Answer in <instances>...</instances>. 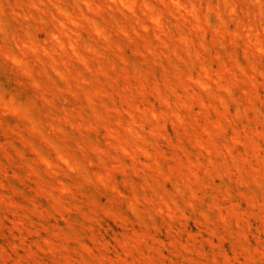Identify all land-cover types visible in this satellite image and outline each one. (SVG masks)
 <instances>
[{
    "label": "rangeland",
    "instance_id": "1",
    "mask_svg": "<svg viewBox=\"0 0 264 264\" xmlns=\"http://www.w3.org/2000/svg\"><path fill=\"white\" fill-rule=\"evenodd\" d=\"M18 1L19 0H10V2H8L7 6L9 7H7L6 11V20L17 28L20 33L23 31V26L32 20L26 15V13L29 14V11H31L27 4L28 0ZM19 3H24L25 6ZM13 11L15 13H13ZM20 14H22V18ZM228 15H230L229 11L226 16L228 17ZM23 17H28V19L26 18L25 20ZM165 18L169 25L175 21V18L168 13ZM189 19L188 22H194L191 18ZM228 19L226 25L230 30L227 32L225 31V35L222 33L224 37L217 34H221L223 30H218V32L215 31L220 27V25H218L219 23H215L214 27L216 26V29L212 30L214 27L207 28L208 33L206 40L201 42L199 40L200 36L195 34V29H192L194 27L193 25L191 26V22L186 24V26L189 27H185L190 29L191 37L196 42L195 46L199 45L198 48H200V50L196 48L201 52V57H203L202 59H195L194 57V62L192 64H189L188 61H180L182 62L180 63V58L177 56L176 58L175 55H170L172 56V61L167 60L169 62L168 64V62H166V55H168L167 52H165L167 51L166 48L157 42L158 40L152 33L138 32L139 30L136 32L134 31V33L132 28H130L134 37L129 41L119 31L116 23L114 25L113 22H105L102 20L101 25L106 33L113 36L115 42L123 45L121 47L124 48L123 53L125 57L122 59L112 51L114 47L110 48L105 46V43L102 42L103 40L100 41V45H98V37L90 28L86 27L89 29L86 30L84 23L82 30L85 36L90 40L93 36L96 41L92 39V44H96L101 48L100 56H98L99 54L94 55V53L87 52L90 57H94L92 60L93 67L102 69L101 71H103V65H105V67H107V69L105 68L107 72L106 70L104 72L99 70L100 73L98 74L95 73L99 72L96 68L86 70L82 65H79L78 69L86 73L90 78V81H88V83L86 82L88 85L85 84V86L75 83V79L73 80L71 77L69 83H66L64 79L57 73L55 74L51 69L48 70V73L54 77V82L47 80V78H50L46 77V73L42 71H39L38 75H36L37 84L29 78L23 80L25 88L35 94L38 103L37 107L43 119L57 121L56 123L62 128V133L56 131L55 133L57 135L53 134V136L59 146H62V150L65 152L64 154L68 153L66 157L68 160L66 161L60 158L58 155L59 153H57L52 145L45 144L47 143L46 141L41 142L40 139L37 138L32 142L30 138L34 139V137L31 136L30 134L32 133L29 131L27 132V130L25 135L27 138L30 137L28 140L18 138V133L12 134L13 131L16 132V126L20 128H18L19 130H22L24 125L22 121L18 120L19 118L15 116V111L12 108L8 105H6L7 107H5V105L3 106L10 112H0V121L2 123V125L0 124V264H264V75L261 74L263 78L259 75V73L264 72V51H260L257 48L251 50V52L255 53L254 56L258 54V58H256L260 59L259 61L256 60L257 63H253L252 61H255V59H253L254 56L250 54V51L247 54H243L244 50L241 49H244V47L242 46L241 48L240 46L238 48L235 45L237 40L238 42H242L243 40L242 37L237 35L241 33V30H237V28H240L237 22L238 14L235 16V19ZM203 20L204 19L201 18L200 21L205 24ZM148 22L150 25L152 24L150 20ZM32 26L33 31H36H34V33H36L40 43L52 44L51 41H48L50 38L47 37V30L45 28L40 26V24H32ZM116 28L118 30H116ZM152 30L151 28L150 31ZM85 31H88V33ZM89 31L92 33L89 34ZM137 32L139 36L136 34ZM210 34L212 38L213 36H215V38L218 36L217 40L219 41H216L214 38L211 41ZM141 35L143 36L141 37ZM227 39L228 41L233 39L232 41L235 42H232V45H230L231 43H229ZM44 40L47 43L44 42ZM148 41H151V45ZM146 42L151 47L154 44L155 47L159 44L161 48L156 47L155 50V48H153L154 46L152 47L153 49L149 46V49H151V51L153 50V52H151L146 48V46H148ZM197 42L200 43L197 44ZM143 43H145V47H143ZM211 43L215 45H210ZM218 45L219 47H217ZM102 46L108 48H103ZM201 47H203V49H201ZM230 49L235 52L232 53ZM161 50L166 55L162 54ZM136 51L137 53L141 51L143 55H137ZM155 51H158L159 54L155 53L154 55ZM203 51H205L206 55H204ZM149 52L152 54H149ZM213 52L214 55H216L215 57ZM111 53L113 54L110 55ZM157 54L158 57H155ZM182 55L187 59V54L185 55L183 52ZM204 56L206 57L204 58ZM219 56L222 57L219 59ZM241 56H244L246 60ZM119 57L123 60L122 62H120ZM229 57H232V61ZM107 59L109 62H107ZM146 60L150 62L147 63ZM111 61H113V65ZM200 61L206 62L208 65L211 72L210 78L212 77V79H214L216 76L218 77L217 80L214 79V81H210V78L205 77L206 75L200 71ZM246 61L248 66H246ZM124 62L127 64H124ZM229 62H233L234 64L230 63V65ZM251 62L253 63L254 69L249 66ZM108 63L112 65L111 69ZM220 63L222 66L225 64V68L223 67L224 69H221ZM160 65L162 67L164 66L163 69ZM228 65L234 68L229 67L231 70H228ZM150 67H152V70ZM239 67L240 69L237 70H241V72L234 70ZM143 68L145 70H143ZM172 68L174 75H177L176 78H174L176 75L171 76L173 75ZM213 68H215V71ZM123 69L125 72H123ZM167 69H169L168 72ZM217 69H219V71H217ZM258 69H262L263 71H258V73ZM244 70L246 74L247 72L249 74L256 73L251 74V77L245 75L246 81L243 76L245 73H242ZM90 71H92V74ZM145 71L146 73H143ZM222 71H224V73ZM120 72H123L121 73L123 76L118 74ZM185 72L190 78L187 77ZM225 72H229V76L226 75L227 73ZM136 73L140 78L135 76ZM192 73L194 78L191 77ZM39 74H41V76ZM104 74H107V76L105 77ZM125 74L128 78L124 76ZM201 74H203L206 79ZM231 74H234V76L238 78L235 79L236 77L234 78ZM256 74L258 76H255ZM230 75L233 81L236 80L234 83L232 82L234 84L233 86L230 84L231 87L227 84L232 81ZM199 76H202L203 79ZM125 77L128 81L124 82ZM141 77L145 80L148 88L149 86L151 88L153 87L151 89L153 92H151L150 88V91L148 90ZM115 78L117 79L114 82ZM163 78L164 81L166 79L167 82L162 81L161 79ZM178 78H180L179 80L182 82H180ZM239 78L244 82L242 83ZM248 78H252L251 83H249L250 79L248 82ZM259 79L260 81L263 80L261 84L256 82L257 80L259 81ZM97 80L99 81L97 82ZM152 80H157V83ZM194 80L196 82H193ZM140 81H143L142 83L144 84ZM175 81H178L179 84ZM202 81L205 82L204 86L208 83L210 84L209 86L213 88L207 89L208 86L204 87L203 84L200 83ZM215 81L216 84H223V87L227 84L226 87L228 90H225L226 87L225 89H219L220 85H216ZM100 82L103 84H100ZM163 82L169 83L172 86L174 85V87L172 88L169 84H165L166 90H164ZM106 83H108V85ZM140 83L143 85L142 87L145 86L143 90H141L142 87H139ZM155 83L158 85L157 87L159 89L155 88ZM181 83L182 85H180ZM7 84L10 85L13 90L18 86V83L14 80L10 83L7 82ZM153 84L155 87L151 86ZM255 84L257 86L256 89H254ZM55 85L58 88H56ZM122 85L125 87H122ZM130 85H136V88ZM198 85H201L200 88ZM36 86L40 87L39 90L38 88L37 90L34 89ZM67 86L70 87L67 89ZM59 88L63 90L56 91V89ZM94 88L96 91L99 90V92L101 91L102 93L106 91L105 95L100 92V96L98 91L95 93L96 91ZM126 88L127 91H124ZM154 88L158 89V91H154ZM183 88L185 89L183 90ZM20 89L19 87V90ZM136 89L138 90L136 91ZM139 89L141 92H139ZM67 90L68 92H66ZM72 90L76 91H73L75 95L71 94ZM85 90H88L87 92L89 94H87L90 96L87 94V97L85 96ZM90 90L94 95H92ZM187 90L188 94H186ZM228 91L229 97L227 95ZM255 91L258 93L253 95ZM156 92H161V97L167 98L166 101L163 102L159 93ZM189 92L193 95H190ZM141 93H145V96ZM139 94L143 97L139 96ZM184 94H186L187 97H185L186 95ZM211 94L215 96L213 97ZM71 95H74L76 98ZM95 95L97 97H95ZM136 95L139 97H136ZM196 95L199 96L197 97ZM119 96L122 99H119ZM153 96H155V99ZM210 96L212 97L210 98ZM126 97L128 99H126ZM179 97L182 102H180L181 100ZM143 98L144 101L145 99L146 101L149 99L148 102L143 101L142 104L141 101ZM173 98L176 99V101ZM213 98L215 100L214 102ZM229 98L231 99L229 100ZM86 100H88L89 104L88 102L86 103ZM122 100H124V102H122ZM169 100H172V102H167ZM90 101L95 103L92 104ZM190 101L193 103L190 104ZM176 102L179 108H177ZM220 102L222 103L220 104ZM128 103L132 106H129ZM145 103H147V105ZM158 103L163 105L160 106ZM181 103L182 105H180ZM199 103L200 105H198ZM215 103L216 106L214 105ZM102 104H104V108ZM125 104L128 106H125ZM204 104L208 110L205 108ZM222 104H224L223 107L220 106ZM88 105H92L90 106L92 107L91 110L93 109L92 111ZM144 105L147 107L149 106V108L146 107L145 110ZM188 105L191 106L189 107ZM181 106H185V109L183 108L184 110H182L183 113L180 110ZM202 106H204V108H202ZM3 107L0 106V111H3V109H1ZM126 107L138 108L135 110L134 108L129 109ZM151 109L153 113H156L157 109H159L157 115H155L157 116L156 118L153 116L154 114H151ZM168 109L173 113L171 111L170 113ZM78 110H80V112H78ZM202 110L203 112L200 113ZM206 111H208L209 115ZM223 111H225V115ZM141 112L144 114L146 112L144 115L145 119L147 117L146 120H144V116L141 115ZM7 113L8 115H6ZM160 113L163 114V117H159V115H161ZM166 113H169L172 117L168 115V118ZM96 114H98V117H96ZM172 114H174L175 118L180 116L177 121ZM16 115L18 114L16 113ZM150 115H152V117H150ZM139 116L141 119L143 117V119L141 120ZM181 116L185 124L180 120ZM183 116H185V120ZM64 118L65 120H63V122L67 124L61 121ZM203 118H205L204 121ZM206 118L210 119V121ZM212 118L216 122L214 125L213 123L215 122ZM131 119H133L135 123L133 122L132 124ZM161 119L165 120L163 121L164 123L161 122ZM217 120L220 122L218 123ZM4 121L7 124L3 123ZM67 121L72 122V124L77 123L78 126L77 124L73 126ZM127 121L128 124L125 125ZM169 121L173 123L171 124ZM211 121L212 124H210ZM78 122L83 125L81 126ZM136 122H139V124ZM177 122L180 127L183 123L181 128L177 127ZM140 123H142V125H140ZM217 123L221 126H217ZM130 124H132L131 127ZM156 124L157 127L159 124H164L165 127L159 126L158 128H161L158 129L156 128ZM6 125L9 126L6 127ZM124 125L126 129H130L128 130L129 132L132 130L135 133L132 134V131L130 132L132 136L134 135L133 137L131 134L129 135V132H125L127 130L124 128ZM133 125L134 128L132 127ZM142 126L143 128H141ZM9 127L12 132L9 131ZM111 128L117 132L114 131L112 133ZM19 130H17V132ZM156 130H160V132H157V134L159 133L160 135L159 137L157 135L154 136ZM150 131L154 134H151ZM184 131L187 133H184ZM195 132L198 133L196 134ZM116 133H118V137L115 135L117 139L114 136ZM150 134L151 136H149ZM63 135L65 138H63ZM122 139H125L126 150H128L130 154H128V151L124 150L125 143H123L124 141ZM145 139L148 140V142H146ZM119 140H121L120 143ZM75 141L78 145L75 144ZM141 141H145V144ZM200 141L202 142L201 145H204L201 148L200 146L198 147ZM203 141L207 143L209 148H206V143ZM29 142H31V144ZM23 143L29 146H24ZM132 143L133 146H130ZM140 143L142 145H140ZM147 143H151V145H146ZM95 144L99 151H95ZM117 144L120 145V147L117 146ZM32 145H34V147ZM66 146H68V149ZM91 146L94 147V150ZM136 146H143L142 148H145L146 151L144 152L145 149L140 150V147ZM28 147L33 148L32 150L30 148L31 152ZM210 147L212 149H210ZM208 149L209 151L206 152ZM33 151H38L41 155L48 156L47 158L49 160L38 154V152L34 153ZM124 151H126L127 154ZM56 153L57 156L55 155ZM69 153L72 154V157ZM19 154L23 155V157ZM54 155L58 159L60 158L61 162L56 159ZM40 156L42 159H39L41 158ZM32 158L37 159L34 160ZM50 159H52V162ZM61 159L67 162L66 164L69 162L70 165H73L72 168L74 170H71L73 172L69 170L71 166H68V168ZM43 160L50 162V164L47 165H55L57 163V166L54 167L59 166L62 173L58 168L54 170L52 166L46 167V162L44 164ZM72 161L74 162L73 164H71ZM74 164H76V166ZM81 167H84V169ZM106 167L117 168V170L121 169L122 172L118 170L119 173L114 169L110 171L112 169ZM47 168H49V170L52 169L51 171L54 170L53 173L51 171L50 173L47 172ZM76 168L79 172H77ZM107 169L109 171H107ZM103 170L108 173L105 171L103 172ZM123 170L126 171L125 174H122L124 172ZM82 173H84V175ZM95 173L97 174L95 175ZM98 173L102 174L98 175ZM76 174L80 175L77 176ZM94 176H96V179L97 177H101V180L98 179L95 181L96 179ZM105 176H107L109 180L107 177L105 178ZM100 181H102L103 184L102 182L100 184ZM104 182L106 186L108 184V186L113 187L114 190L110 188L112 189L111 191L109 187L107 188L104 186ZM110 184L115 185L111 186ZM114 186L118 189L116 188V190ZM119 192L122 194L117 195ZM164 201H166V203H164ZM193 206H195V208ZM169 208L176 209L169 210ZM166 211H168V213Z\"/></svg>",
    "mask_w": 264,
    "mask_h": 264
},
{
    "label": "bare ground",
    "instance_id": "2",
    "mask_svg": "<svg viewBox=\"0 0 264 264\" xmlns=\"http://www.w3.org/2000/svg\"><path fill=\"white\" fill-rule=\"evenodd\" d=\"M14 1V0H13ZM19 1H22V0H19ZM18 1V2H19ZM8 2H10V0H0V106L1 107H3L4 105H5V107H7L6 105H8L10 108H12L15 112H14V114H15V116H17L19 119L18 120H21L22 121V124L24 125V127L22 128V130H19L20 128L18 127V126H16L15 127V131L16 132H12V130L10 131V127H9V131L10 132H12V134L13 133H18L17 135L19 136L18 138H22V139H24V140H28L30 137H28L27 138V136L25 135V132H26V130H27V132L29 131V132H31L32 134H34V135H32V134H30L31 136H33L34 137V139H32V138H30V140L32 141V142H34L35 141V139H37V138H39L40 139V141L41 142H43V141H46L47 143H45L46 145H49L50 144V146L52 145L55 149H56V151H57V153H59L58 155H59V157L60 158H63V159H65L66 161L68 160L66 157L68 156L67 154L68 153H66V154H64L65 152L62 150V146L60 145L59 146V144H58V142L56 141V139L54 138V136H53V134L55 135L56 133V131H58V132H61L62 133V128L60 127V125L59 124H57L55 121H53V120H44L43 119V117H42V114L40 113V110L38 109V107H37V99H36V96H35V94L33 93V92H31L30 90H28V89H26L25 88V86H24V84H23V80H25L26 78H29V79H31L32 81H34V83H36V82H38L37 81V77H36V75H38V72L39 71H42V72H44V73H46V77H49L50 79H48L47 78V80H50V81H55V79H54V77H52L51 75H49V73H48V70L49 69H51V70H53V72H55V74L57 73L62 79H64L65 81H66V83H69V81L71 80L70 79V77L71 78H73V80L75 81V83H78V84H80V85H84L85 86V84H86V82L88 83V81H90V78L87 76V74L86 73H84V72H81L79 69H78V67H79V65H82V67H84L86 70H91V69H93V68H96V67H93V63H92V60H93V56L92 57H90L88 54H87V52L89 51L90 53H94V55H96V54H99L98 56H100V54H101V52H100V50H101V48H99L96 44H92V39H94L93 38V36H92V38H91V40L90 39H88V37H86L85 36V34H84V32H83V28H82V26H83V24L85 23V29L87 30L88 28H90L91 29V31L98 37V45H100L99 44V42L100 41H102V42H104L105 43V46H108V47H114L113 49H112V51L114 52V53H116V55L118 56H120L122 59L125 57V54L123 53L124 51H123V49L124 48H122L121 46H123L121 43L119 44V43H117V42H115V40H114V38H113V36H111V35H109V34H107L106 33V31L103 29V27H102V25H101V22H102V20H104L105 22L106 21H109V22H113L114 23V25H115V23L117 24L116 26L119 28V31L126 37V39L127 40H129V41H131V39H132V37H134V34L133 33H131V31L133 30V32L135 31H138V32H147V33H152L153 35H154V37L158 40L157 42L160 44V45H162L163 47H165L166 48V50L167 51H165V52H167V54L169 55H166V54H164V52L162 51V50H164V49H162L161 50V53L162 54H164V55H166L167 57H166V62H168L167 60H169V61H172L171 60V58H172V56H170V55H175V57L177 56L178 58H180L179 59V62L180 61H185V62H189V64H192L194 61V57H195V59H197V58H203V57H201L202 55H201V52L200 51H198L197 50V48H198V46L199 45H197V46H195L196 45V42H195V40H193L192 39V37H191V32H190V29L188 28H186V27H189V26H186V24H189L190 22H191V26L193 25V27L194 28H192V29H195L194 31H195V34L196 35H199L200 37H199V40H200V42L201 41H203V40H206V36H207V33H208V29L207 28H210V27H214V24L215 23H219L218 25H220V27H219V29H216L215 27L212 29V30H214V29H216L215 31L216 32H218V30H223V32L221 31V34L220 33H217L218 35H222V33H224L223 35H225V33L227 32V31H229L230 29H228V26L226 25V23H227V20H229L228 18H230V19H235V16H237V14H238V26L241 28H237V30L239 29V30H241L240 32L241 33H238L237 35H239L240 37H242V42H238V40H237V42H235V41H232L233 39H231V41H228V39L230 38H228L227 39V41L229 42V43H231L230 45H232V42L234 43L235 42V45H236V47H240L241 46V48H242V46L244 47V49H241V50H244L243 52V54H247L249 51H250V54L251 55H255V53H253V52H251V50H253L254 48H257V49H259L260 51L261 50H263L264 51V0H28V2H27V4H28V6H29V9L31 10V11H29V14L28 13H26V15L28 16V17H30L31 18V20L33 21H30L28 24H25L24 26H23V31L22 32H20L19 33V31H18V29L17 28H15L10 22H8L7 20H6V11H7V7H9V6H7V4H8ZM18 2H17V4H18ZM15 4H16V2H15ZM19 4H21V3H19ZM24 4V3H23ZM23 4H21V5H23ZM14 5V4H13ZM23 6H25V4L23 5ZM15 7H16V5H15ZM15 7H13V8H15ZM19 8V7H18ZM28 9V10H29ZM13 10V9H12ZM15 10V9H14ZM240 10V11H239ZM228 11L230 12V15H228V17L226 16V14L228 13ZM8 13H10V12H8ZM13 13H15L14 11H13ZM18 13V12H17ZM21 13H22V11H21ZM24 13V12H23ZM169 14L170 16H172L173 18H175V21H173L172 23H171V25H169V23L166 21V18H165V16H166V14ZM19 14V13H18ZM25 14V13H24ZM18 16V15H17ZM20 17L22 18V14H20ZM28 17H26L27 19H28ZM13 18V17H12ZM25 20H26V18L25 17H23ZM189 18H191L192 20H194V22H192V21H190V22H188V20H190ZM201 18H203L204 20V22H205V24H203L200 20H201ZM23 20V19H22ZM151 21V25L149 24V22L148 21ZM24 21V20H23ZM196 21V22H195ZM236 22V23H237ZM122 23V24H121ZM196 23V24H195ZM32 24H34V25H37V24H40V26H42L43 28H45L46 30H47V37H49L50 39L48 40V41H51V43L52 44H42V43H40V41H39V39L37 38V36H36V33H34V31H33V26H32ZM186 26V27H185ZM191 26H190V28H191ZM236 26H237V24H236ZM235 26V27H236ZM22 27V26H21ZM41 27V28H42ZM86 27H88V28H86ZM130 28H132V30H130ZM153 29L152 31H150V29ZM44 29V30H45ZM84 29V30H85ZM110 29H112V28H110ZM89 30V29H88ZM116 30H118L117 28H116ZM115 30V31H116ZM189 30V31H188ZM91 31H89V34H91L92 32ZM114 31V32H115ZM211 31V30H210ZM226 31V32H225ZM36 32V31H35ZM46 32V31H45ZM86 32V31H85ZM134 32V33H135ZM136 33L137 35L139 34V33ZM220 32V31H219ZM86 33H88V31L86 32ZM116 33V32H115ZM215 33V32H214ZM232 33V32H231ZM118 34H120V33H118ZM228 34V33H227ZM233 34V33H232ZM116 35V34H115ZM222 35V36H223ZM139 36V35H138ZM143 35H141V37H142ZM213 36V35H212ZM238 36V37H239ZM146 37V36H145ZM217 37L218 36H216V38H215V36H213V38L214 39H216V41H219V40H217ZM220 37V36H219ZM224 37V36H223ZM147 38V37H146ZM198 38V37H197ZM212 37H211V34H210V39H211V41H212V39H213ZM48 39V38H47ZM95 40V39H94ZM142 40V39H141ZM149 40V39H148ZM198 40V39H197ZM96 41V40H95ZM210 41V42H211ZM215 41V40H214ZM225 41V40H224ZM227 41H225V42H227ZM44 42H46L45 40H44ZM138 42V41H137ZM149 42V41H148ZM200 42H197V44H199ZM47 43V42H46ZM128 43V42H127ZM150 43V45H151V41L149 42ZM229 43H227V44H229ZM241 43H243V44H241ZM134 44V43H133ZM140 44V43H139ZM144 44V46L143 47H145V43H143ZM159 44L156 46L157 48H159L160 46H159ZM207 44V43H206ZM213 43H211L210 45H212ZM146 45H148L147 44V42H146ZM150 45H148V46H146V48L149 50V51H151V49H149L151 46ZM153 45V44H152ZM155 45V44H154ZM153 45V46H154ZM213 45H215V44H213ZM230 45H229V48H230ZM234 45V44H233ZM104 46V47H105ZM150 46V47H149ZM152 46V47H153ZM103 47V46H102ZM103 47V48H104ZM108 47H105V48H108ZM151 47V48H152ZM156 47L154 46L153 48H155V50H156ZM197 47V48H196ZM216 47V46H215ZM217 47H219V45L217 46ZM146 48H144V49H146ZM152 48V49H153ZM161 48V47H160ZM207 48V47H206ZM137 49V48H136ZM199 50H200V48H198ZM201 49H203V47H201ZM105 50V49H104ZM107 50H109V49H107ZM159 50V49H158ZM231 51H232V53L233 52H235V51H233L232 49H230ZM130 51H131V49H130ZM218 51V50H217ZM263 51H262V53H263ZM132 52V51H131ZM140 53H137V51H136V54L138 55V54H142L141 53V51H139ZM146 52H147V50H146ZM151 52H153V50L151 51ZM151 52H149V54H152ZM183 52H184V54L187 56V59L186 58H184V55H182L183 54ZM204 52V55H206L205 54V51H203ZM148 53V52H147ZM147 53H146V56H147ZM155 53H158V51L156 52H154V55H155ZM253 53V54H252ZM113 53H111L110 55H112ZM159 54V53H158ZM158 54H157V56H155V57H158ZM216 54V53H215ZM220 54V53H219ZM242 54V55H243ZM249 54V55H250ZM143 55V54H142ZM141 55V56H142ZM161 55V54H160ZM159 55V56H160ZM164 55H161V56H163V57H165ZM209 55H210V53H209ZM213 55H214V52H213ZM234 55V54H233ZM232 55V56H233ZM236 55V54H235ZM258 55V54H257ZM252 56L253 57V59H255V61H252L253 63L255 62V63H257L256 62V60H260V59H257L258 58V56ZM263 55V54H262ZM153 56V55H152ZM161 56H160V58H161ZM211 56V55H210ZM216 55H214V57H215ZM230 56V55H229ZM238 56H239V54H238ZM102 57H103V55H102ZM119 57V59H120V62H122L123 60H121V58ZM154 57V56H153ZM176 57V58H177ZM206 56H204V58H205ZM222 56H219V59L221 58ZM234 57V56H233ZM242 58H244V56H241ZM251 57V56H250ZM257 57V58H256ZM145 58V57H144ZM212 58V57H211ZM225 58V57H224ZM229 58H231V61H232V57H229ZM113 59V58H112ZM159 59V58H158ZM165 59V58H164ZM190 59V60H189ZM228 59V58H227ZM245 59V58H244ZM94 60H97V59H94ZM157 60V59H156ZM178 60V59H177ZM235 60V59H234ZM246 60V59H245ZM252 60V59H251ZM102 61V60H101ZM205 61V60H204ZM237 61V60H236ZM107 62H109L108 61V59H107ZM146 62L147 63H149L147 60H146ZM146 62L144 61V63L146 64ZM182 62H180V63H182ZM197 62H199V61H197ZM251 62V65H249L251 68H253L254 69V66L252 65L253 63ZM100 63V62H99ZM111 63H112V65L114 64L113 63V61H111ZM126 62H124V64H125ZM142 63H143V61H142ZM155 63V62H154ZM153 63V64H154ZM224 63V62H223ZM230 63H233V62H229V64ZM245 63H247V61L245 62ZM37 64V65H36ZM102 64V63H101ZM108 64H110V63H108ZM127 64V63H126ZM168 64H169V62H168ZM200 65H199V67L201 68V70L200 71H202L203 73H204V75H206L205 77L207 78H210V76H211V72H210V69H209V67H208V65L206 64V62H203V61H200V63H199ZM234 64V63H233ZM111 64H110V69H111V66H112ZM116 65V64H115ZM122 65V64H121ZM155 65H156V63H155ZM158 65H159V63H158ZM183 65H185V64H183ZM219 65V64H218ZM231 65V64H230ZM236 65V64H235ZM234 65V66H235ZM261 65V64H260ZM161 66V65H160ZM182 66V65H181ZM220 66H221V69H224L225 67V64L222 66L221 65V63H220ZM246 66H248V63L246 64ZM245 66V67H246ZM116 67V66H115ZM118 67V66H117ZM137 67V66H136ZM149 67V66H148ZM162 67V66H161ZM164 67V66H163ZM163 67H162V69H163ZM224 67V68H223ZM228 68L229 67H231V68H234V67H232V66H227ZM226 67V68H227ZM235 67H237V66H235ZM107 69V67H105V65H103V71H101L102 69H98V68H96V69H98V71L100 70L101 72H104L106 69ZM113 68V67H112ZM126 68V67H125ZM124 68V69H125ZM131 68V67H130ZM151 68V70H152V67H150ZM186 68V67H185ZM227 68V69H228ZM231 68H229L228 70H231ZM85 69H82V70H85ZM114 69V68H113ZM124 69H123V72H125L124 71ZM155 69V68H154ZM165 69V68H164ZM189 69H191V68H189ZM188 69V70H189ZM194 69V68H193ZM199 69V68H198ZM214 69V71H215V68H213ZM237 69H240V67L239 68H236V69H234V70H237ZM242 69V68H241ZM246 69V68H245ZM121 70H122V68H121ZM120 70V71H121ZM143 70H145L144 68H143ZM166 70V69H165ZM168 70L169 69H167V72H168ZM187 70V69H186ZM233 70V69H232ZM243 70V69H242ZM247 70H248V67H247ZM252 70V69H251ZM262 70V69H261ZM260 69H258L257 70V72L258 71H261ZM264 70V69H263ZM262 70V71H263ZM97 71V70H96ZM100 71L99 72H95V73H100ZM115 71V70H114ZM133 71V70H132ZM171 71V70H170ZM169 71V72H170ZM172 71H173V68H172ZM175 71H176V69H175ZM199 71V72H200ZM217 71H219V69H217ZM240 72H241V70H239ZM238 70H237V72H239ZM254 71V70H253ZM252 71V72H253ZM261 71V72H262ZM91 72V74H92V71H90ZM106 72H107V70H106ZM116 72V71H115ZM123 72H120V73H118L120 76H123V75H121V73H123ZM147 72H149V71H147ZM187 72V71H186ZM185 72V73H186ZM201 72V73H202ZM220 72H221V70H220ZM223 73H224V71H222ZM229 72H231V71H229ZM228 72V73H229ZM236 72V73H237ZM247 72V71H246ZM43 73V74H44ZM133 73H135V72H133ZM143 73H146V71L145 72H143ZM185 73H184V76H185ZM196 73H197V71H196ZM214 73V72H213ZM225 73H227V72H225ZM226 74V75H228L229 76V74ZM233 73H234V71H233ZM242 73L244 74L245 73V70H244V72L242 71ZM242 73H241V75H242ZM256 72H254V73H251V74H255ZM259 73V72H258ZM264 73V72H263ZM263 73H259V75H260V77H262L261 76V74L262 75H264ZM43 74H42V76H43ZM90 74V73H89ZM94 74V73H93ZM149 74V73H148ZM240 74V73H239ZM251 74H249L248 72H247V74L245 73L243 76H244V78H245V75H248L247 77H251L252 75ZM40 76H41V74H39ZM45 75V74H44ZM48 75V76H47ZM103 75V74H102ZM105 75V74H104ZM134 75V74H133ZM133 75H130V76H133ZM138 75H139V72H138ZM137 75V73L135 74V76H138ZM151 75V74H150ZM159 75V74H158ZM176 75V74H175ZM174 75V71H173V75H171V76H175ZM186 75H187V77L188 78H190L189 76H188V74L186 73ZM190 75V74H189ZM203 77H204V75L203 74H201ZM226 75H224V76H226ZM231 75H233L234 76V74H231ZM231 75H230V78H231V80L233 79L232 77H231ZM240 75V76H241ZM107 76V74L105 75V77ZM124 76H126V74L124 75ZM166 76V75H165ZM168 76V75H167ZM202 76L200 77L201 79H203L202 78ZM213 76H215V75H213ZM223 76V75H222ZM255 76H258L257 74L255 75ZM110 77H112V76H110ZM127 77V76H126ZM126 77H125V79H124V82L125 81H128L127 79H126ZM134 77V76H133ZM139 77V76H138ZM177 77V75L174 77V78H176ZM186 77V76H185ZM191 77H193V73L191 74ZM204 77V78H205ZM236 76H234V78H235ZM59 78V77H58ZM60 78V79H61ZM114 78V77H113ZM112 78V79H113ZM128 78V77H127ZM140 78V77H139ZM160 78H162V77H160ZM159 78V79H160ZM194 78V77H193ZM192 78V79H193ZM205 78V79H206ZM214 78V77H213ZM217 78L218 77H216L215 76V80H217ZM238 77H236L235 79H237ZM243 78V79H244ZM263 78V77H262ZM62 79H61V81H62ZM96 79H98V78H96ZM107 79V78H106ZM111 79V78H110ZM117 78H115L114 79V82H115V80H116ZM141 79H142V77H141ZM180 78H178V80H179ZM182 79H184V78H182ZM192 79H190V80H192ZM196 79V78H195ZM214 79H212V77L210 78V81L212 80V81H214ZM226 79V78H225ZM224 79V80H225ZM249 79H250V82H249ZM252 78H248V82L249 83H251V80ZM16 81V83H18L17 85L18 86H16V88H15V90H13V89H11L12 87L10 86V85H8L7 84V82L8 83H10L11 81ZM137 80V79H136ZM140 80V79H139ZM138 80V81H139ZM143 80V79H142ZM158 80V79H157ZM157 80H155V81H153V82H156ZM162 81H164V78L163 79H161ZM168 80H170V79H168ZM173 80H175V79H173ZM186 80V79H185ZM184 80V81H185ZM189 80V79H188ZM228 80H229V78H228ZM230 80V81H231ZM239 80H240V78H239ZM245 80H246V78H245ZM263 80H264V78H263ZM263 80H261V81H263ZM99 80H97V82H98ZM135 81V80H134ZM144 81V83H145V80H143ZM143 81H140L141 83L143 82ZM147 81H149V80H147ZM151 81V82H152ZM180 81V80H179ZM183 81V82H184ZM204 81H206V80H204ZM234 81H236V80H234ZM234 81L232 80L231 81V83H227V84H229V86L231 87V85L230 84H232V86L234 85L233 83H234ZM238 81V80H237ZM240 81H242V79L240 80ZM247 81V80H246ZM260 81V79H259V81L257 80L256 82H258V83H262ZM29 82V81H28ZM84 82V83H83ZM106 82V81H105ZM113 82V81H112ZM117 82V81H116ZM130 82V81H129ZM132 82V81H131ZM164 82H167V80L165 79V81ZM163 82V84H164V90H166V87H165V84H169V83H164ZM173 82V81H172ZM172 82H170L171 84H174V83H172ZM175 82H178V81H175ZM180 82H182V81H180ZM187 82V81H186ZM190 82H192V81H190ZM193 82H196L195 80L193 81ZM207 82V81H206ZM217 82H219V81H217ZM233 82V83H232ZM244 81H242V83H243ZM29 83H32V82H29ZM63 83H64V81H63ZM91 83H92V81H91ZM137 83V82H136ZM140 83V85H139V87L141 88L143 85L142 84H144V83H142L141 84ZM149 83V82H148ZM157 83V82H156ZM155 83V86H154V84L153 85H151V86H154L155 88H158L157 86V84ZM160 83V82H159ZM201 84H203V86H204V83L205 82H200ZM236 83V82H235ZM247 83V82H246ZM249 83H247V84H249ZM37 84V83H36ZM100 84H103V83H101L100 82ZM107 85H108V83H106ZM117 84V83H116ZM139 84V83H138ZM160 84H162V83H160ZM159 84V85H160ZM178 84H179V82H178ZM177 84V85H178ZM185 84V83H184ZM187 84V83H186ZM193 84V83H192ZM195 84V83H194ZM215 84H216V81H215ZM227 84H225V87H226V85ZM30 85H32V84H30ZM65 85V84H64ZM86 85H88V84H86ZM126 85V84H125ZM145 85H146V83H145ZM170 85V84H169ZM177 85H175V86H177ZM180 85H182V83L180 84ZM197 85V84H196ZM210 84H208L207 83V85H205V86H208V88L207 89H211V87L209 86ZM216 85H220V83H218V84H216ZM215 85V86H216ZM223 85V84H222ZM222 85H220L221 86V88H220V86H219V89H225V87H223ZM259 85V84H258ZM110 86V85H109ZM129 86V85H128ZM130 86H132V87H135L136 88V85H130ZM147 86V85H146ZM162 86V85H161ZM172 88L174 87V85L172 86V85H170ZM179 86V85H178ZM184 86V85H183ZM189 86V85H188ZM201 86V85H200ZM200 86L198 85V87L200 88ZM204 86V87H205ZM247 86V85H246ZM19 87L21 88L20 90H22V91H20L19 90ZM34 87H35V85H34ZM53 87V86H52ZM55 87L56 88H58L56 85H55ZM70 87V86H69ZM68 86H67V89L69 88ZM77 87V86H76ZM115 87H117V86H115ZM121 87V86H120ZM122 87H125V86H123L122 85ZM138 87V88H139ZM163 87H161V88H163ZM190 87V86H189ZM197 87V88H198ZM210 87V88H209ZM229 87V88H230ZM251 87H252V84H251ZM251 87H249L250 89H252ZM256 84L254 85V89H256ZM37 88H38V90H39V88L40 87H37L36 86V88H34V89H36L37 90ZM98 88V87H97ZM100 88H102V87H100ZM104 88V87H103ZM111 88H112V85H111ZM143 88H145V86L144 87H142L141 88V90H143ZM147 88H148V86H147ZM149 88H150V90L153 88H151L150 86H149ZM149 88H148V90H149ZM154 88V89H155ZM193 88V87H192ZM213 88V87H212ZM216 88H217V86H216ZM84 89H85V87H84ZM93 89V88H92ZM95 89V88H94ZM122 89V88H121ZM159 89V88H158ZM158 89H155L154 91H158ZM185 88H183V90H184ZM191 89V88H190ZM194 89V88H193ZM218 89V88H217ZM218 89V90H219ZM48 90V89H47ZM59 91V90H61L60 88L59 89H56V91ZM63 90V89H62ZM61 90V91H62ZM88 90H89V88H88ZM87 90V91H88ZM101 90V89H100ZM103 90V89H102ZM114 90V89H113ZM127 91V88L126 89H124V91ZM128 90L130 91V89H129V87H128ZM138 89H136V91H137ZM141 90L139 89V92H141ZM146 90V89H145ZM149 90V91H150ZM163 90V89H162ZM175 90H176V88H175ZM175 90H174V93H175ZM180 90V89H179ZM183 90H181V91H183ZM201 90H202V88H201ZM200 90V91H201ZM216 90V89H215ZM217 90V91H218ZM225 90H228L227 89V87H226V89ZM41 91V90H40ZM65 91V90H64ZM73 91L74 92H76L75 90H72V93L71 94H74L73 93ZM86 91V90H85ZM86 91V93H85V96H86V94L88 93ZM94 91V90H93ZM95 91H96V89H95ZM94 91V92H95ZM98 91V93H99V95L102 93L101 91V93L99 92V90H97ZM97 91L95 92V93H97ZM148 91V92H149ZM205 91V90H204ZM208 91H210V90H208ZM221 91V90H220ZM39 92V91H38ZM66 92H68V90L66 91ZM79 92V91H78ZM84 92V91H83ZM90 92H91V90H90ZM114 92H116V91H114ZM113 92V93H114ZM119 92V91H118ZM138 92V93H139ZM143 92V91H142ZM151 92H153V90H151ZM177 92V91H176ZM188 92V90L186 91V94H188L187 93ZM191 92V91H190ZM190 92H189V94H190ZM206 92V91H205ZM211 92V91H210ZM210 92H209V94H210ZM48 93V92H47ZM79 93H81V92H79ZM78 93V94H79ZM92 93V95H94L93 94V92H91ZM90 93V94H91ZM105 93H106V91H104L102 94H104L105 95ZM108 93V92H107ZM109 93H111V92H109ZM131 93V92H130ZM137 93V94H138ZM156 93H159V96L161 97L162 95H160V93L161 92H156ZM156 93H155V96H156ZM173 93V92H172ZM171 93V94H172ZM177 93H179V92H177ZM191 93H193V92H191ZM204 93V92H203ZM202 93V94H203ZM213 93V92H212ZM226 93V92H225ZM257 94L258 92H254L253 93V95L254 94ZM50 94V93H49ZM59 94V93H58ZM70 94V93H69ZM89 94V93H88ZM87 94V95H88ZM121 94V93H120ZM142 94V93H141ZM139 94V96H142V95H144V94ZM153 94V93H152ZM162 94V93H161ZM180 94H182V93H180ZM186 94H184V95H186ZM196 94V93H195ZM198 94V93H197ZM200 94V93H199ZM208 94V95H209ZM214 94V93H213ZM75 95V94H74ZM74 95H71L72 97H74ZM98 95V96H99ZM119 95V94H118ZM123 95V94H122ZM130 95V94H129ZM173 95H175V94H173ZM177 95V94H176ZM190 95H193V94H190ZM212 95V94H211ZM227 95H228V97H229V91L227 92ZM250 95V94H249ZM252 95V96H253ZM88 96H90V95H88ZM101 96V95H100ZM99 96V97H100ZM109 96H110V94H109ZM121 96V95H120ZM119 96V97H120ZM125 96V95H124ZM133 96V95H132ZM138 95H136V97H137ZM138 96V97H139ZM145 96V95H144ZM155 96H153V98L155 99ZM165 96H166V93H165ZM168 96V95H167ZM180 96V95H179ZM197 96V95H196ZM199 96V95H198ZM197 96V97H198ZM213 97L215 96V95H212ZM212 96H210V98L212 97ZM45 97V96H44ZM87 97V96H86ZM95 97H97L96 95H95ZM103 97V96H102ZM105 97V96H104ZM122 97V96H121ZM119 98V99H122V98ZM143 97V96H142ZM141 97V98H142ZM148 97V96H147ZM157 97H158V94H157ZM159 97V98H160ZM170 97V96H169ZM181 97V96H180ZM180 97H179V99H180ZM185 97H187V95L185 96ZM196 97V98H197ZM217 97V96H216ZM219 97L221 98V96H220V94H219ZM232 97V96H231ZM38 98V97H37ZM41 98H42V96H41ZM52 98H53V96H52ZM74 98H76V97H74ZM85 98V97H84ZM107 98H108V95H107ZM125 98V97H124ZM131 98V97H130ZM146 98V97H145ZM177 98H178V95H177ZM184 98V97H183ZM189 98V97H188ZM195 98V97H194ZM207 98V97H206ZM218 98V97H217ZM38 99H40V98H38ZM78 99V98H77ZM86 99H88V98H86ZM102 99V98H101ZM126 99H128L127 97H126ZM125 99V100H126ZM157 99V98H156ZM161 99H162V101L163 102H165L166 101V99L165 98H163V97H161ZM174 99V98H173ZM172 99V100H173ZM219 99V98H218ZM231 98H229V100H230ZM64 100H66V99H64ZM85 100V99H84ZM110 100V99H109ZM114 100V99H113ZM149 100V99H148ZM148 100L146 101V99H145V101H144V98L142 99V101H141V103L143 104V101L144 102H148ZM172 100H169V101H167V102H172ZM175 101H176V99H174ZM181 100V99H180ZM186 100V99H185ZM191 100V99H190ZM192 100H193V96H192ZM201 100V99H200ZM208 100V99H207ZM210 100V99H209ZM220 100V99H219ZM66 101H68V100H66ZM127 101V100H126ZM157 101H158V99H157ZM162 101H159V102H162ZM174 101V102H175ZM198 101H199V99H198ZM198 101L196 100V102L198 103ZM215 100H214V98H213V102H214ZM221 101H222V99H221ZM88 102V100H86V103ZM120 102H121V100H120ZM122 102H124V100H122ZM166 102V103H167ZM170 102V103H171ZM173 102V103H174ZM177 102L179 103V100L177 99ZM177 102H176V106H177ZM180 102H182V100L180 101ZM186 102V101H185ZM184 102V103H185ZM195 102V101H194ZM203 102V101H202ZM202 102H201V104H202ZM210 102V101H209ZM90 103H92V101H90ZM93 103H95V102H93ZM92 103V104H93ZM126 103V102H125ZM183 103V104H184ZM191 103H193V102H191L190 101V104ZM217 103V102H216ZM216 103L214 104L215 106H216ZM222 102H220V104H221ZM231 103V102H230ZM47 104H49V103H47ZM88 104H89V102H88ZM99 104V103H98ZM101 104V103H100ZM146 105H147V103H145ZM154 104V103H153ZM153 104H152V106H153ZM159 104V103H158ZM188 104V103H187ZM213 104V103H212ZM219 104V103H218ZM80 105V104H79ZM96 105V104H95ZM104 104H102V106H103ZM113 105V104H112ZM122 105V104H121ZM128 105H129V103H128ZM128 105H126L125 104V106H128ZM134 105V104H133ZM137 105V104H136ZM160 105V104H159ZM163 105V104H162ZM162 105H160V106H162ZM164 105H165V103H164ZM171 105V104H170ZM169 105V106H170ZM174 105H175V103H174ZM180 105H182V103L180 104ZM186 105V104H185ZM198 105H200V103L198 104ZM205 105V104H204ZM223 105L224 104H222V105H220L221 107H223ZM90 106H92V105H88V107L90 108V110H91V108L92 107H90ZM129 106H132L131 104L129 105ZM145 106V105H144ZM167 106V105H166ZM166 106H164V107H166ZM176 106H175V109H176ZM179 106V105H178ZM177 106V108H179ZM189 106V105H188ZM188 106H186V107H188ZM191 106V105H190ZM189 106V107H190ZM207 106H208V104H207ZM218 106V105H217ZM77 107V106H76ZM122 107V106H121ZM143 107V106H142ZM146 107L147 106H145V110H146ZM182 107V106H181ZM181 107H180V110H181V112H182V110H184L185 109V106H183L182 107V109H181ZM210 107V106H209ZM103 108H104V106H103ZM114 108V107H113ZM126 108H134V107H126ZM138 107H136V109H137ZM144 108V107H143ZM143 108H141V109H143ZM147 108H149V106L147 107ZM184 108V109H183ZM193 108V107H192ZM202 108H204V106H202ZM205 108H206V105H205ZM215 108V107H214ZM1 109H3V111H0V112H6V111H9L7 108H1ZM5 109H7V110H5ZM118 109V108H117ZM120 109H122V108H120ZM123 109H125V108H123ZM135 109V108H134ZM134 109H133V111H134ZM135 109V110H136ZM152 109H153V107H152ZM152 109L150 110L151 112H152ZM154 109H155V107H154ZM167 109V108H166ZM187 109V108H186ZM191 109V108H190ZM201 109V108H200ZM207 109V108H206ZM5 110V111H4ZM64 110V109H63ZM93 110V109H92ZM91 110V111H92ZM111 110H113V111H115L114 109H111ZM139 111H141L140 109H138ZM137 110V111H138ZM149 110V109H148ZM159 109H157V111H158ZM161 110V109H160ZM177 110V109H176ZM208 110V109H207ZM119 111V110H118ZM126 111H128V110H126ZM143 111V110H142ZM157 111H156V113H151L153 116H155V115H157ZM167 111V110H166ZM165 111V112H166ZM168 111L170 112L171 110H169L168 109ZM174 111V110H173ZM190 111V110H189ZM195 111V110H194ZM209 111H210V109H209ZM10 112V111H9ZM65 112V111H64ZM78 112H80V110H78ZM124 112V111H123ZM172 112V111H171ZM170 112V113H171ZM199 112V111H198ZM201 112H203V110L202 111H200V113ZM225 111H223V113H224ZM227 112L230 114V112L227 110ZM16 113L18 114V115H16ZM66 113V112H65ZM64 113V114H65ZM68 113V112H67ZM90 113V112H89ZM127 113V112H126ZM133 113V112H132ZM142 113V112H141ZM150 113V112H149ZM164 113V112H163ZM173 113V112H172ZM183 113V112H182ZM204 113H205V111H204ZM206 113H208V111H206ZM227 113V114H228ZM10 114V113H9ZM69 114V113H68ZM79 114H81V113H79ZM88 114V113H87ZM93 114V113H92ZM94 114H95V112H94ZM112 114V113H111ZM128 114V113H127ZM145 114H146V112H145ZM144 113H142L141 115H145ZM148 114V113H147ZM161 114V113H160ZM175 114V113H174ZM174 114H172L173 115V117L175 118V116H174ZM187 114V113H186ZM199 114V113H198ZM226 113H224V115H225ZM2 115V114H1ZM4 115V114H3ZM6 115H8V113L6 114ZM11 115H13V114H11ZM44 115H45V113H44ZM56 115V114H55ZM66 115V114H65ZM70 115V114H69ZM121 115V114H120ZM131 115V114H130ZM130 115H129V117H130ZM133 115V114H132ZM152 115H150V117H152ZM163 114H161V115H159V117L160 116H162ZM166 115H167V117H168V115H170L169 113L167 114L166 113ZM178 115V114H177ZM194 115V114H193ZM196 115V114H195ZM208 115H209V113H208ZM208 115H207V117H208ZM223 115V114H222ZM67 116V115H66ZM92 116V115H91ZM164 116H165V113H164ZM187 116V115H186ZM202 116V115H201ZM203 116H205V115H203ZM57 117V116H56ZM60 117V116H59ZM64 117V116H63ZM96 117H98V114H96ZM157 116H155V118H156ZM158 117V118H159ZM163 117V116H162ZM166 117V118H167ZM169 117H172L171 115L169 116ZM168 117V118H169ZM180 117V116H179ZM178 117V118H179ZM184 117L185 116H183V119H184ZM196 117H197V115H196ZM210 117V116H209ZM73 118H74V116H73ZM139 118H140V116H139ZM139 118H137V119H139ZM178 118H175L176 119V121H177V119ZM52 119H53V117H52ZM55 119V118H54ZM58 119V118H57ZM85 119V118H84ZM84 119H82V120H84ZM95 119H97V118H95ZM94 119V120H95ZM121 119V118H120ZM135 119V118H134ZM141 119V118H140ZM142 119H143V117H142ZM141 119V120H142ZM146 119H147V117H146ZM145 119V116H144V120H146ZM160 119V118H159ZM164 119V118H163ZM204 119L205 118H203V121H204ZM206 119H208V118H206ZM213 119V118H212ZM4 120V119H3ZM60 120V119H59ZM59 120H58V122H59ZM63 120H65V118L64 119H62L61 121L63 122ZM99 120V119H98ZM108 120V119H107ZM140 120V121H141ZM143 120V121H144ZM149 120H150V118H149ZM154 120H157V119H154ZM162 120V119H161ZM171 120V119H170ZM180 120L181 121H183L182 120V116H181V118H180ZM185 120V119H184ZM209 121H210V119H208ZM86 121H87V119H86ZM100 121V120H99ZM116 121V120H115ZM131 121H132V124H133V122H134V120L133 119H131ZM138 121V120H137ZM142 121V122H143ZM158 121V120H157ZM157 121H155V122H157ZM163 121H165V120H162L161 122H163ZM167 121V120H166ZM172 121V120H171ZM196 121H197V119H196ZM199 121V120H198ZM213 121H214V119H213ZM67 122H69V121H67ZM118 122V121H117ZM130 122V121H129ZM146 122V121H145ZM170 122V121H169ZM173 122H174V120H173ZM172 122V123H173ZM179 122V121H178ZM177 122V124H178V126L177 127H180L179 126V123ZM185 121H183V123H184ZM188 122V121H187ZM190 122V121H189ZM205 122H207V121H205ZM204 122V123H205ZM215 122V121H214ZM217 122H218V120H217ZM220 122V121H219ZM218 122V123H219ZM3 123H5V121L3 122ZM63 123H66V122H63ZM69 123H71V125H73L74 126V124L76 125L77 123H73L72 124V122H69ZM68 123V124H69ZM79 123V122H78ZM90 123V122H89ZM119 123V122H118ZM121 123V122H120ZM131 123V122H130ZM135 123V122H134ZM137 124H139V122H136ZM164 123V122H163ZM166 123V122H165ZM171 123V122H170ZM171 123V124H172ZM182 123V124H183ZM190 123H192V122H190ZM197 123V122H196ZM199 123V122H198ZM208 123V122H207ZM217 123V126L219 125ZM0 124L2 125V123H1V121H0ZM5 124H7V123H5ZM67 124V123H66ZM80 124V123H79ZM104 124V123H103ZM106 124V123H105ZM108 124V123H107ZM128 124V121H127V123L125 124V125H127ZM132 124H130V127H131V125ZM136 124V125H137ZM167 124V123H166ZM175 124V123H174ZM180 124H181V122H180ZM182 124H181V127H182ZM185 124V123H184ZM210 124H212V121L210 122ZM214 124H216V122L215 123H213V125ZM81 125V124H80ZM79 125V126H80ZM83 125V124H82ZM81 125V126H82ZM119 125V124H118ZM125 125H124V128H125ZM136 125H135V127H136ZM140 125H142V123H140ZM154 125H155V123H154ZM206 125V124H205ZM204 125V126H205ZM7 126H9V125H6V127ZM77 126H78V124H77ZM76 126V127H77ZM85 126V125H84ZM84 126H83V129H84ZM120 126V125H119ZM123 126V125H122ZM159 126H164V124L163 125H160L159 124ZM158 126V127H159ZM175 126H176V124H175ZM183 126H185V125H183ZM202 126V125H201ZM219 126H221V125H219ZM75 127V128H76ZM121 127V126H120ZM129 127V128H130ZM133 128H134V125L132 126ZM137 127H138V125H137ZM140 127V126H139ZM151 127V126H150ZM152 127H153V125H152ZM157 127V124H156V128H158ZM165 127V126H164ZM180 127V128H181ZM195 127V126H194ZM203 127V126H202ZM19 128V129H18ZM78 128V127H77ZM81 128V127H80ZM86 128V127H85ZM123 128V127H122ZM123 128V129H124ZM128 128V127H127ZM133 128H131V129H133ZM141 128H143V126L141 127ZM154 128V127H153ZM152 128V129H153ZM161 128V127H160ZM160 128H158V129H160ZM204 128V127H203ZM208 128V127H207ZM5 129V128H4ZM110 129V128H109ZM114 129V128H113ZM126 129V128H125ZM164 129V128H163ZM193 129V128H192ZM210 129V128H209ZM209 129H208V131H209ZM17 130H19L18 132H17ZM78 130V129H77ZM111 130H112V128H111ZM127 131H125L126 133H128L129 131L128 130H130V129H126ZM134 130V129H133ZM5 131H7V130H5ZM115 130H112L111 132L113 133ZM132 131V130H131ZM130 131V132H131ZM134 131H136V130H134ZM155 131V130H154ZM164 131H165V129H164ZM207 131V130H206ZM205 131V132H206ZM115 132H117V131H115ZM129 132V135L131 134ZM147 132V131H146ZM157 132H160V130L158 131V130H156V134H154L152 131H150V133L152 134H154V136L155 135H157L158 137L160 136L159 135V133L157 134ZM163 132V131H162ZM161 132V133H162ZM194 132V131H193ZM192 132V133H193ZM80 133V132H79ZM125 133V134H126ZM160 133V134H161ZM184 133H187L186 131H184ZM196 134L198 133V132H195ZM109 134H110V131H109ZM118 133H116V134H114V136L115 135H117ZM132 134H135L133 131H132ZM132 134H131V136H132ZM136 134H137V132H136ZM151 134L149 135V136H151ZM189 134V133H188ZM209 134H210V131H209ZM208 134V135H209ZM211 134H213V133H211ZM28 135V134H27ZM57 135V134H56ZM82 135V134H81ZM84 135V134H83ZM123 135V134H122ZM138 135V134H137ZM192 135H194V134H192ZM111 136V135H110ZM113 136V137H114ZM120 136V135H119ZM128 136V135H127ZM134 136V135H133ZM132 136V137H133ZM139 136H140V134H139ZM138 136V137H139ZM153 136V135H152ZM156 136V137H157ZM195 136V135H194ZM193 136V137H194ZM197 137H199L200 136V134H199V136L198 135H196ZM210 136H212V135H210ZM112 137V136H111ZM116 137V136H115ZM117 137H118V135H117ZM117 137H116V139H117ZM137 137V136H136ZM58 138V137H57ZM59 138H61V137H59ZM63 138H65L64 137V135H63ZM62 138V139H63ZM140 139V138H139ZM138 139V140H139ZM198 139V138H197ZM197 139H195V140H197ZM60 140V139H59ZM65 140V139H64ZM67 140V139H66ZM72 140V139H71ZM123 140V139H122ZM125 140V139H124ZM123 140V141H124ZM142 140V139H141ZM146 140V139H145ZM156 140V139H155ZM199 140V139H198ZM197 140V141H198ZM83 141V140H82ZM120 141L121 140H119V143H120ZM136 141V140H135ZM136 142H138V141H136ZM135 142V143H136ZM142 142V141H141ZM146 142H148V140H146ZM199 142V141H198ZM197 142V143H198ZM204 142V141H203ZM30 144H31V142H29ZM118 143V144H119ZM123 143H125V148H124V150H126V142L124 141ZM131 143V142H130ZM142 143H144L145 144V141H143ZM204 143H206V142H204ZM9 144H11V143H9ZM75 144H76V141H75ZM117 144V146H119L120 147V145H118ZM122 144V143H121ZM139 144V143H138ZM143 144V145H144ZM151 145V143H147L146 145ZM202 142L200 141V143H198V147L200 146V148L201 147H203L202 145ZM23 145L24 146H27V145H25L24 143H23ZM76 145H78V144H76ZM127 145H128V143H127ZM133 146V143L132 144H130V146ZM140 145H142L141 143H140ZM197 145V144H196ZM12 146V145H11ZM29 146V145H28ZM33 147H34V145H32ZM129 146V145H128ZM205 146H206V148H209L208 146H207V143L205 144ZM48 147V146H47ZM53 147H51V148H53ZM70 147V146H69ZM78 147H80V146H78ZM92 147V146H91ZM94 147L96 148V144L94 145ZM94 147H92V149L94 148ZM135 147V146H134ZM136 147H140L139 149L140 150H144L145 148H142L143 146H136ZM145 147V146H144ZM30 148L31 147H28V149H29V151H30ZM66 148L68 149V146H66ZM142 148V149H141ZM205 148V147H204ZM205 148V149H206ZM33 148H31V150H32ZM132 149V148H131ZM136 149H138V148H136ZM210 149H212L211 147H210ZM65 150V149H64ZM94 150V149H93ZM96 150H98L99 151V149H95V151ZM204 150V149H203ZM53 151V150H52ZM65 151H67V150H65ZM123 151V150H122ZM126 151H128V150H126ZM126 151H124L126 154H127V152ZM146 151V149L144 150V152ZM205 151V150H204ZM207 151H209V149L208 150H206V152ZM31 152V151H30ZM34 153L35 152H38V151H33ZM32 152V153H33ZM129 152V151H128ZM149 152V151H148ZM20 153V152H19ZM57 153L55 154L56 156H57ZM132 153V152H131ZM21 154V153H20ZM19 154V155H20ZM38 154H40L39 152H38ZM70 154V153H69ZM128 154H130V152L128 153ZM149 154V153H148ZM208 154H209V152H208ZM41 155V154H40ZM54 155V157L56 158V159H58L56 156ZM71 155V157H72V154H70ZM20 156H22L23 157V155H20ZM41 156H44V158H46V159H48L45 155H41ZM40 156V157H41ZM73 156H75V155H73ZM25 157V156H24ZM70 157V156H69ZM38 158V157H37ZM37 158H32V159H37ZM60 158L58 159L59 161H60ZM31 159V160H32ZM39 159H42V157L41 158H39ZM63 159H61V160H63ZM70 159V158H69ZM49 160V159H48ZM44 162V164H45V162L47 161V160H43ZM50 161L52 162V159H50ZM64 161V160H63ZM42 162V161H41ZM49 162V161H48ZM48 162H46V165L47 164H50V162L48 163ZM61 162V161H60ZM65 162V161H64ZM63 162V163H64ZM78 162V161H77ZM67 162H65L64 164H66ZM74 162L72 161V163L71 164H73ZM53 164H54V161H53ZM77 164V163H76ZM76 164H74L75 166H76ZM103 164V163H102ZM45 165V166H46ZM67 165V167L68 166H71V169L69 168V170L71 171L73 168H72V166L73 165H70L69 164V162H68V164H66ZM78 165V164H77ZM105 165V164H104ZM117 165V164H116ZM120 165H121V163H120ZM48 166H52V167H54V166H57V163L55 164V165H47L46 167H48ZM105 166H107V165H105ZM112 166H115V165H112ZM127 166V165H126ZM66 167V168H67ZM80 167V166H79ZM55 168H58L59 169V171H61V173H62V170H60V168H59V166L58 167H54V170H56ZM81 168H83L84 169V167H81ZM106 168H111L112 170H110V171H113V169L114 168H112V167H106ZM105 168V169H106ZM135 168V167H134ZM48 169V171L47 172H49L50 173V171L52 170V169H50L49 170V168H47ZM77 169V168H76ZM80 169V168H79ZM124 169V168H123ZM53 170V171H54ZM74 170V169H73ZM114 170H117V168H115ZM119 171L121 170V169H118ZM117 170V171H118ZM53 171H51L52 173H53ZM76 171V170H75ZM83 171V170H82ZM105 170H103V172H104ZM107 171H109L108 169H107ZM107 171H105V172H107ZM118 171V172H119ZM124 171V170H123ZM46 172V173H47ZM56 172V171H55ZM71 172H73V171H71ZM77 172H79L78 171V169H77ZM96 172H100V171H96ZM116 172V171H115ZM121 172H122V170H121ZM125 172L126 171H124L122 174H125ZM48 173V174H49ZM64 174H66L65 172H63ZM93 173V172H92ZM108 173V172H107ZM120 173V172H119ZM83 175H84V173H82ZM94 174V173H93ZM97 173H95V175H96ZM102 173H98V175H101ZM106 174V173H105ZM51 175V174H50ZM54 175V174H53ZM77 175V174H76ZM78 175H80V174H78ZM77 175V176H78ZM108 175H110V174H108ZM95 177V179H96V176H94ZM103 177V176H102ZM107 176H105V178H106ZM110 177V176H109ZM112 177V176H111ZM86 178V177H85ZM101 177H97V179L95 180V181H97L98 179H100ZM107 179H108V177H107ZM111 179V178H110ZM83 180H85V179H83ZM90 180V179H89ZM101 180V179H100ZM109 180V179H108ZM87 181V180H86ZM86 181H84V182H86ZM101 182L102 181H100V184H101ZM113 182L115 183V181L113 180ZM108 183H109V181H108ZM90 184V183H89ZM102 184H103V182H102ZM104 184H105V182H104ZM116 184V183H115ZM115 184H110L111 186L112 185H115ZM103 186V185H102ZM104 186H106V184L104 185ZM103 186V188L105 189V187ZM107 188L109 187V189L110 188H112L113 189V187H110V186H108V184H107V186H106ZM115 187V186H114ZM117 187H115V189H116ZM112 189H110L111 191H112ZM118 189V188H117ZM116 189V190H117ZM114 190V189H113ZM116 192H118V191H116ZM122 194V193H121ZM120 194V192H119V194H117V195H121ZM196 195V194H195ZM170 202V201H169ZM191 202V201H190ZM164 203H166V201H164ZM173 203V202H172ZM168 205V204H167ZM174 205V204H173ZM193 205V204H192ZM132 207H133V205H132ZM168 207H169V205H168ZM194 208H195V206H193ZM171 208H169V210H170ZM176 209V208H175ZM175 209H171V210H175ZM133 210H135V209H133ZM167 213H168V211H166ZM173 212H175V211H173ZM172 212V213H173Z\"/></svg>",
    "mask_w": 264,
    "mask_h": 264
}]
</instances>
